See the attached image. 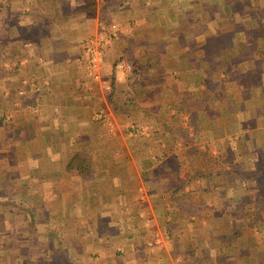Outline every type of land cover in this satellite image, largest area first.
I'll return each mask as SVG.
<instances>
[{"label": "crops", "instance_id": "obj_1", "mask_svg": "<svg viewBox=\"0 0 264 264\" xmlns=\"http://www.w3.org/2000/svg\"><path fill=\"white\" fill-rule=\"evenodd\" d=\"M0 264H264V0H0Z\"/></svg>", "mask_w": 264, "mask_h": 264}, {"label": "built area", "instance_id": "obj_2", "mask_svg": "<svg viewBox=\"0 0 264 264\" xmlns=\"http://www.w3.org/2000/svg\"><path fill=\"white\" fill-rule=\"evenodd\" d=\"M120 30L121 28L118 27L112 34H103L101 37L90 40L87 45L88 69L92 77L97 81L102 80L101 70L105 60V50ZM116 67L119 70H132V65L126 62H118ZM104 88L108 92H112V85L110 83H105Z\"/></svg>", "mask_w": 264, "mask_h": 264}, {"label": "rangeland", "instance_id": "obj_3", "mask_svg": "<svg viewBox=\"0 0 264 264\" xmlns=\"http://www.w3.org/2000/svg\"><path fill=\"white\" fill-rule=\"evenodd\" d=\"M216 2H217V0H216ZM203 8H204V7H203ZM203 8H202V9H203ZM202 11H204V10H201L200 13H201ZM223 12H224V11H223ZM221 16H224V14L222 13ZM230 19H231V17H228L227 21L230 20ZM232 25H233V24H232ZM211 57H212V56H211ZM220 84H221V82L218 83V85H220ZM215 89H216V90H215V92H216V93H215V96H219V94L222 92V89H221L220 87H215ZM221 94H222V93H221ZM129 98H131V97H129ZM109 99H110V98H109ZM134 99H135V101L132 102V103L130 104L131 107L128 106V108H129V110H132V112L135 111V112H136V115H140V114L143 113V110H142V108L139 107L138 100L136 101V98H134ZM109 101H110V100H109ZM110 103H111V102H110ZM128 103H129V102H127V101H126L125 103L123 102V104H125V105H121L120 109H121V110L126 109V108H124V107H125ZM137 118H138V117H137ZM129 119H130V118H129ZM132 121L134 122V124H139L138 121H137V120H136L137 122L134 121L133 118H132Z\"/></svg>", "mask_w": 264, "mask_h": 264}, {"label": "trees", "instance_id": "obj_4", "mask_svg": "<svg viewBox=\"0 0 264 264\" xmlns=\"http://www.w3.org/2000/svg\"><path fill=\"white\" fill-rule=\"evenodd\" d=\"M113 92V91H112ZM111 92V94H110V96H109V100H110V102H111V104H113L114 106L116 105V95H115V93L113 92L112 93ZM131 97V96H130ZM127 101L129 102V105L132 103V102H134L135 101V99L133 98V97H131V98H128L127 99ZM126 101H124V103H125ZM121 105H124L123 103L121 104ZM121 105L119 106V105H117V107L119 106V108L121 107ZM116 107V106H115ZM119 108H116L117 110H119ZM127 110V109H126Z\"/></svg>", "mask_w": 264, "mask_h": 264}]
</instances>
